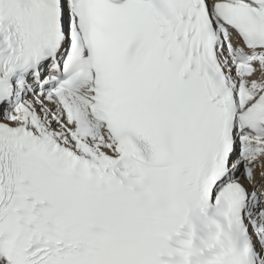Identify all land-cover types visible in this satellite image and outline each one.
I'll return each mask as SVG.
<instances>
[{"label": "snow or ice", "instance_id": "6c2138e0", "mask_svg": "<svg viewBox=\"0 0 264 264\" xmlns=\"http://www.w3.org/2000/svg\"><path fill=\"white\" fill-rule=\"evenodd\" d=\"M0 264H264V0H0Z\"/></svg>", "mask_w": 264, "mask_h": 264}]
</instances>
